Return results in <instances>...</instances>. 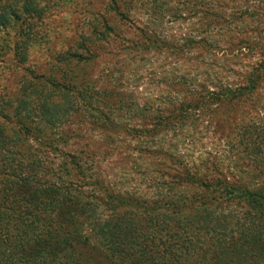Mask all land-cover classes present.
<instances>
[{"label": "rangeland", "instance_id": "374dc122", "mask_svg": "<svg viewBox=\"0 0 264 264\" xmlns=\"http://www.w3.org/2000/svg\"><path fill=\"white\" fill-rule=\"evenodd\" d=\"M0 13L11 20L0 32V129L17 140L1 113L13 115L35 76L76 91L57 128L21 138L52 182L97 199L95 217L82 218L89 241L79 253L92 258L82 264H121L99 230L125 213L168 219V204L180 203L189 216L194 200L213 197L203 186L211 181L264 190V163L254 160L264 129V0H0ZM70 51L79 57L67 64ZM256 68L255 90L231 99ZM214 209L247 206L220 198Z\"/></svg>", "mask_w": 264, "mask_h": 264}, {"label": "trees", "instance_id": "16d2710c", "mask_svg": "<svg viewBox=\"0 0 264 264\" xmlns=\"http://www.w3.org/2000/svg\"><path fill=\"white\" fill-rule=\"evenodd\" d=\"M10 24L0 13V32ZM78 57V51H70L62 60L71 64ZM261 70H254L248 86L229 94L231 99L252 93L254 78ZM44 78L35 76L30 85L24 84L13 115L1 113L18 128L13 132H20L15 140L4 133V126L0 129V264H82L92 260L84 258L79 247L88 245L82 218L95 217L97 199L61 178L52 182L55 175L42 158L23 149L21 133L36 137L47 128L55 129L56 122L72 108L76 91L70 83ZM54 97L64 103H55ZM263 134L254 159L262 164ZM203 186L213 197L194 200L195 209L189 216L175 203L168 204L175 217L168 214L166 219L165 213L155 217L147 209L142 216L125 213L118 221L101 225L99 235L111 257L121 264H173V257L175 264H264V190L251 191L224 180ZM220 198L244 202L247 209L219 213L214 206ZM149 229L152 234H147ZM161 246L165 249L159 260L155 251Z\"/></svg>", "mask_w": 264, "mask_h": 264}]
</instances>
